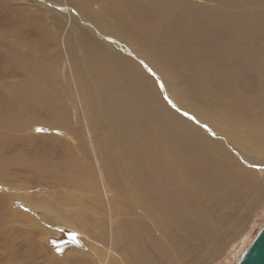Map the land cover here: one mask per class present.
<instances>
[{
    "label": "rangeland",
    "instance_id": "1",
    "mask_svg": "<svg viewBox=\"0 0 264 264\" xmlns=\"http://www.w3.org/2000/svg\"><path fill=\"white\" fill-rule=\"evenodd\" d=\"M47 1L52 2L48 5V10L44 9L38 0H0V264H104L103 257L107 253V247L113 248L115 258L123 259L128 254H133L132 242L129 244L126 240H122L123 238H119L122 234L120 224L125 219L132 227L136 218H144V216L140 215L143 211L136 201L130 202L117 195V188H113L112 195L108 191V197L116 202V206L120 209L113 212L110 208L108 198L101 188L99 167L105 178L109 176L112 179L114 175L116 177V174L106 162L107 158H101L100 152L105 154L103 151L105 146L103 144L99 146L96 143L98 140L96 133L98 135L99 131L94 130L90 123V117L98 112L94 111L97 102L93 103L86 93L94 92L87 91L93 90L94 80L88 78L85 85L80 84L79 78L81 74L86 75V72L84 69L82 72L77 70L74 64L71 68L68 54L71 59L70 52L73 49L76 57L84 60L83 54L91 53L90 50L85 52L89 45L82 39L86 36H90L103 47H113L116 43L107 38L106 33L96 35L87 22L78 16L73 18V25L68 28L67 17L60 12L62 10L60 1ZM74 1L68 0V3ZM175 1L181 5H190L187 11L191 16L188 22L189 27L193 26L197 17L201 15L210 20L206 21L199 31L196 30L197 33L192 35L191 40H188V37L178 38L173 54L179 53L186 56L234 54L240 58L246 57L247 62L243 61L241 65L231 68L232 72L237 71V73H231L232 76L235 75V82L229 85V93L232 97L237 96L239 102L244 100L245 103H240L239 112L246 119L254 118L255 111H264V63L260 60L261 55H264V13L254 14L245 8L239 10L234 8L235 4L241 5L243 1L248 4L257 0ZM221 2L223 8L219 7ZM31 3L37 4L32 7ZM79 3L85 4L94 14L100 13L104 20L106 19L104 22L112 20L111 15L103 14L105 11H110L108 8L115 13H123L121 16L130 15L127 13L130 8L127 5L128 0H80ZM14 4L20 5L21 9L25 8L23 5L29 6L33 13L23 17L24 12L19 13V8L13 7ZM36 13H41L44 17L49 26L47 28H50L49 36L54 35L47 41L48 54H43L44 56L36 54L35 51L27 54L26 49L16 47V43L22 41L31 47L40 42L41 37L37 32L39 22L42 20L37 22L39 17H36ZM140 13L130 17L132 20L140 18L137 17ZM21 18L32 24L29 26L28 34L25 33V39L20 35L13 39L10 34L5 39L4 33H7L6 29L10 27V23L13 24L11 27H14L15 21ZM218 30H222L223 34H217ZM226 30H229L228 35ZM65 33H67L65 42L62 43V35ZM236 33L238 40L234 38ZM159 40L161 44L165 37L159 36ZM132 42L136 46L144 44L142 39ZM113 48L121 51L115 46ZM129 52L134 54L131 50ZM224 61L227 62L228 58L225 57ZM83 63L81 60L79 65L82 67ZM39 65H42V68L35 69V66L40 68ZM168 67L171 68L169 69L171 72H175L177 85L185 91L186 96L194 98L196 94H201L206 101L213 98L204 92V85L194 81L190 71L182 73L172 62ZM143 68L145 69L144 66ZM146 69L152 79L163 86L162 91H166L165 83L160 82L150 69ZM214 69L219 67L210 66L203 73L201 69L197 74L198 78L206 77L207 72ZM46 77H48L47 80ZM220 78L221 76L218 77V75L215 77L216 84ZM206 80L209 79L206 77ZM165 102L179 115L192 122L188 114L177 109L166 98ZM85 106L93 108V114L86 109L85 115L83 113ZM207 133L212 137V134ZM244 151V156L242 155L244 162H241V166L244 171H253V177L256 178L243 179L244 172L241 169L237 170L239 183L244 189L242 191L248 190V194L242 192L239 199L238 197L235 200L225 199L227 202L225 201L224 208L217 207L216 203L210 212L202 207L208 204L206 200L200 199L198 200L200 204H196L200 209L193 215L186 218L184 216L170 218V221H182L185 223V228L174 230L166 226L165 233L152 230L151 234L155 238L156 245L150 253L147 251L140 254L137 259L128 255L130 258L123 259L124 262L109 261L108 264H237L244 250L264 226V170L261 168L264 165L257 166L254 162L256 155H248V152ZM258 156L263 158L262 154ZM214 167L218 165H214L213 170ZM51 171L55 172L60 183L90 181L93 187L100 186L98 197L102 198L101 202H93L97 204L96 209L93 210L90 205L85 206L84 211L86 212V207L89 211L86 213L83 211L86 217L77 224L75 222L74 225H70L62 218H58V215L63 216V211L66 210L64 199L60 194L64 192V189L74 192L72 188L75 186L59 184L52 180ZM66 175L69 178H66ZM247 179H250L249 182ZM109 190L111 191V188ZM81 193H83L84 201L92 205V201L86 198L94 197L95 194L92 193V195L85 190ZM202 194L204 196L205 192ZM216 198L219 199V195L213 197L214 200ZM111 222L116 230L113 231L114 236L112 234L113 244L109 241L112 237L110 235L112 230L110 231L109 228ZM209 222L213 223V226L208 227ZM141 231L137 230L139 232L137 234L141 233L144 239L140 240L139 244L148 246L147 243L141 244V242L145 243V235ZM58 239H63L65 244L56 250L52 242L55 240V245Z\"/></svg>",
    "mask_w": 264,
    "mask_h": 264
},
{
    "label": "bare ground",
    "instance_id": "2",
    "mask_svg": "<svg viewBox=\"0 0 264 264\" xmlns=\"http://www.w3.org/2000/svg\"><path fill=\"white\" fill-rule=\"evenodd\" d=\"M38 1L47 10L49 9L48 5L52 3L47 0ZM59 1L62 9L60 12L67 17L68 28L72 27L73 18L78 16L87 22L91 31L96 35L108 34L107 38L116 43H114L115 48L121 49V51H116L113 48L114 46L103 47L97 41L92 40L90 36H86L82 39L83 42H88L86 44L89 45L88 50L85 52L87 53L90 50L92 54H83L84 60L78 59L73 53V49H71V59H69L68 54V60H70L68 62L71 68L74 64L77 70L81 72L82 69L85 70L86 75L81 74L79 78L80 84L85 85L88 78L94 80L93 90H87L94 92L86 93L93 103L97 102L94 111L101 112L100 114L97 112L90 117V123L94 130L99 131L98 135L96 133V138H98L96 143L99 146L100 144L105 146L103 150L105 154H102V151L100 152L101 158H107L106 162L110 164L116 174V177L114 175L111 179L108 176L107 179L99 167L101 188L108 198L110 208L113 212L120 209L116 206V202L108 197L109 193L111 195L114 193L113 188H117V195L126 198L130 202L135 203L136 201L143 211L140 215H143L144 218H136L132 223V227L125 219L120 224L122 234L119 238H123L122 240H126L128 243L132 242L133 254L128 255L137 259L138 255L147 253V251L150 253L154 249L156 242L151 234L152 230L164 231L166 226L172 227L174 230L185 228V223L170 221V218L180 216L186 218V216L193 215L200 209L196 205L199 202L198 200H206L208 204L202 207L210 212L216 203L217 207L224 208L225 199L235 200L236 197L240 198V194L244 189L242 184L239 183L237 170L241 169L244 172L242 174L243 179L246 177L254 178L253 171H244L241 166V162H244V157H242L244 149L248 152V155H256L254 162L257 166L264 165V111L259 110L256 112L252 108L256 116L252 113L254 118L246 119L239 112L240 103H245L244 100L239 102L237 96L232 97L229 93V85L235 82V75L232 76L231 73H237V71L232 72L231 68L238 64L241 65L243 61L247 62L246 57L240 58L234 54H201L199 56L197 54L195 56L173 54L174 47L178 44V38L188 37V40H191L192 35L196 34L202 25L210 20V18L201 15L197 17L195 24L189 27L188 22L191 20V16L187 11L190 5H181L175 0H128L127 5L130 8L127 13L130 14L129 16H121L123 13H115L111 8H108L110 11H105L103 14L111 15L112 20L104 22L106 19L104 20L100 13L94 14L85 4H80V0H75L70 3L71 5L68 0ZM245 3L246 1H243L241 5L235 4L234 8L236 10L245 8L254 14L264 13V0ZM36 4L31 3V6ZM23 6L25 8L21 9L20 5H13V7L19 8V13L23 14L24 12L23 17L33 13L32 8L26 5ZM219 7L223 8L222 2ZM226 7L228 8V6ZM15 8L13 9L15 10ZM143 11L145 12L141 14L140 12ZM139 13L140 15L137 17L140 18H133L134 20H132L130 16ZM36 17H39L37 22L42 20V22H39L37 32L41 37L40 42L31 47L25 41H22L16 43V47L26 49L27 54H32L35 51L36 54L44 56L48 54L46 50L47 41L54 35L49 36L50 28H47L49 26H47L42 14L36 13ZM254 18L256 17L254 16ZM15 24L14 27H11L13 24L10 23V27L6 29L8 30L7 33H4L5 39L9 37V34L13 36V39L17 38V35L25 39L26 34L29 32V26L32 25L23 18L16 20ZM216 33L222 35L223 31L218 30ZM66 34L62 35V43L65 42ZM228 34L229 30H226V35ZM159 36L165 37L161 44H159ZM69 37L68 40L70 41L71 37ZM234 38L238 40L237 33ZM140 39L144 40L143 45L138 44L136 46L132 42L133 40L137 42ZM52 40L55 41V39ZM129 50L134 54H130ZM225 57L228 58L227 62L224 61ZM81 60L84 62L82 67L79 65ZM260 60L264 63V55H261ZM174 61L179 62V64ZM171 62L182 73L190 71L194 81L196 83L199 81L200 85H204V92L213 98L206 101L201 94H196L194 98L186 96L185 91L177 85L175 72L169 70L171 68L168 66ZM213 65H217L219 69L207 72L206 77L209 80H206L205 76L198 78L197 74L200 73L201 69L203 73ZM39 66L40 68L35 66V69L40 70L42 65ZM146 68L150 69L160 82L165 83L166 91H162L163 86L152 79ZM217 75L218 77L221 76L218 79V85L214 81ZM47 79L48 77H46ZM165 98L177 109L188 114L192 122L169 107V104L165 102ZM84 104H86V101H84ZM86 109L93 114V108L86 106L83 109L84 114ZM201 126L212 134V137L208 136V133ZM258 154H262L263 158L259 157ZM95 157H97L96 153ZM214 165H218V167H214L213 170ZM261 168L264 170V167ZM81 173L85 175L84 172ZM50 177L59 184H67L68 186L72 184V186H75L72 188L74 192L64 189V192L67 191L68 193L62 192L60 194L64 199L66 210L63 211L64 215H58V218H62L70 225H74L75 222L77 224L80 220L85 219L86 216L83 214L85 206L90 205L93 210L97 207V204L93 202H101L102 198L98 197L100 186L97 188V184H94L96 187H93L89 180V182L82 183H72L73 181L60 183L53 171H51ZM82 190L95 194L94 197L86 198L88 201H92V205L84 201ZM203 192H205L204 196ZM244 193L248 194L249 192L247 190ZM216 195H219L220 198L214 200L213 197ZM194 201L197 202L194 203ZM78 206L82 207L79 208ZM87 209L86 207V212L89 211ZM86 212L84 211V213ZM92 225L94 226V224ZM207 226H213V223L209 222ZM109 228L110 231L112 230L110 235L113 234L114 236L113 231L116 230L113 228L112 222ZM137 230H142L141 232L145 235V243L141 242V244L147 243L148 246L139 244V241H143L144 237L142 238L141 233L138 235ZM113 236L109 238L112 244L114 243ZM106 252L103 257L104 264H108L109 261L124 262L123 259L128 260L130 258L128 255L123 259L122 257L115 258L112 247H107Z\"/></svg>",
    "mask_w": 264,
    "mask_h": 264
},
{
    "label": "water",
    "instance_id": "3",
    "mask_svg": "<svg viewBox=\"0 0 264 264\" xmlns=\"http://www.w3.org/2000/svg\"><path fill=\"white\" fill-rule=\"evenodd\" d=\"M237 264H264V226L244 250Z\"/></svg>",
    "mask_w": 264,
    "mask_h": 264
},
{
    "label": "flooded vegetation",
    "instance_id": "4",
    "mask_svg": "<svg viewBox=\"0 0 264 264\" xmlns=\"http://www.w3.org/2000/svg\"><path fill=\"white\" fill-rule=\"evenodd\" d=\"M65 242L63 241V239H58L57 243L55 244V246L59 249L62 246H64Z\"/></svg>",
    "mask_w": 264,
    "mask_h": 264
},
{
    "label": "trees",
    "instance_id": "5",
    "mask_svg": "<svg viewBox=\"0 0 264 264\" xmlns=\"http://www.w3.org/2000/svg\"><path fill=\"white\" fill-rule=\"evenodd\" d=\"M54 242H55V240L52 242V245L55 247ZM55 249L59 250L57 247H55Z\"/></svg>",
    "mask_w": 264,
    "mask_h": 264
}]
</instances>
